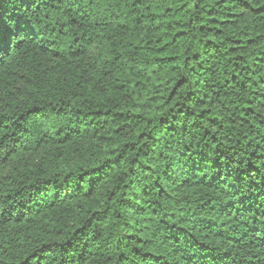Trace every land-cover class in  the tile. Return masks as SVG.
I'll use <instances>...</instances> for the list:
<instances>
[{
    "label": "trees",
    "instance_id": "1",
    "mask_svg": "<svg viewBox=\"0 0 264 264\" xmlns=\"http://www.w3.org/2000/svg\"><path fill=\"white\" fill-rule=\"evenodd\" d=\"M0 264H264V0H0Z\"/></svg>",
    "mask_w": 264,
    "mask_h": 264
}]
</instances>
